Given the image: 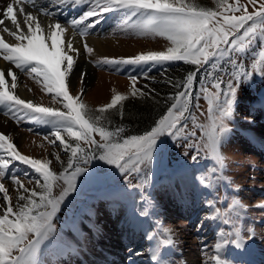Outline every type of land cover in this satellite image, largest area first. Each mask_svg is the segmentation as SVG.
Instances as JSON below:
<instances>
[{"label": "snow or ice", "instance_id": "snow-or-ice-1", "mask_svg": "<svg viewBox=\"0 0 264 264\" xmlns=\"http://www.w3.org/2000/svg\"><path fill=\"white\" fill-rule=\"evenodd\" d=\"M24 3H30L41 14L57 17L56 21L45 29L37 15L25 11ZM80 3L81 0H49V6H43L39 0H10L2 10L0 25H5L8 20L15 26L14 30L4 26L2 32L15 42H6L0 34V57L35 80L42 91L51 95L53 103L62 105L63 110L20 98L14 92L18 78L13 67L0 69V105L8 109L5 115L18 124L27 119L49 126L51 131L43 134V139L60 149L51 154L59 164V170H55L51 167L53 159L22 154L12 138L0 132V194L3 200L0 204V264H44L40 257L46 242L56 233L54 221L62 207L70 203L69 197L79 185L102 179L97 174L98 166L99 170L112 169L123 177L124 185L117 189V195L126 193L128 188L148 184L156 156L162 153L161 146L167 138L190 141L186 147L192 150L193 162L202 152L215 162L210 175L199 177V182L206 188L214 187L213 180L217 183L227 180L223 174L222 146L231 132L229 122L233 118L239 88L254 74L243 62L246 58L243 54L257 40L261 50L251 68L264 76V0H247L246 4L240 0L234 3L214 0L215 8L202 6L198 0H90L88 10L61 23V13L54 10L55 6ZM248 5L252 6V11ZM110 12L122 14L120 28L125 34L164 37L170 46L166 50L141 52L130 57H104L97 66L112 65L117 71L120 65L146 66L141 73L145 79L150 78L149 73L157 65L183 62L194 66L183 79L166 78L165 82L175 89L166 98L170 104L142 134L124 135L122 125L108 127L111 121L106 113L116 110L122 119V102L129 98L128 94L114 90L109 103L93 110L83 102V88L76 95L69 91L80 49L70 40L65 44L63 38L67 27L86 37ZM18 13L23 16L24 27ZM83 50L89 55L94 52L86 40ZM202 70L203 75L198 79ZM86 75L80 73L81 84ZM7 78L11 80V88ZM129 79L132 97L156 93L147 84L143 86L144 90L137 88L136 75H130ZM197 82L199 88L195 89ZM201 99L207 104L206 114L200 112L201 116L206 115L205 123L199 122L196 115L201 108ZM61 153L67 156L66 160L62 159ZM184 155L188 156L189 152L186 150ZM16 162L27 166L31 173L19 174L13 170ZM5 178L16 186L15 202L3 182ZM133 179L139 182L133 183ZM24 180L33 187H27ZM207 203L214 210L211 219H222L224 225L230 226L228 231L221 229L214 255L208 259L211 264H232L224 256L227 246L231 244L241 249L256 235L253 229H248L247 238L241 234L239 222L247 206L235 196L224 211L216 207L214 200ZM150 207L153 209L151 215H155V205ZM255 207L264 209V203ZM139 215L149 216L148 208L141 210ZM159 231V238L146 235L149 241H155L150 248L151 264H174L161 250L162 245L174 243L173 230L161 226ZM132 254L142 255L140 252Z\"/></svg>", "mask_w": 264, "mask_h": 264}, {"label": "rangeland", "instance_id": "rangeland-1", "mask_svg": "<svg viewBox=\"0 0 264 264\" xmlns=\"http://www.w3.org/2000/svg\"><path fill=\"white\" fill-rule=\"evenodd\" d=\"M4 1L3 7L10 2ZM198 2L202 6L215 8L214 0ZM234 2L235 0H229V3ZM240 3L246 4L247 0H240ZM39 4L49 6V0H39ZM22 6L26 12L37 15L45 29L57 19L55 16L39 13L30 3H24ZM3 7H0V18H3ZM89 7L90 0H81L78 5L57 4L54 10L61 13L59 20L64 23L67 18L78 17ZM248 8L252 11L251 5H248ZM18 16V19L23 20L22 15L18 13ZM121 16L120 12L105 14L102 22L86 37L74 33L70 26L64 34V41L66 37L71 41L73 37L80 38L76 46L80 49V55L76 58L74 72L70 77V94L76 95L83 88V102L93 110L109 103L114 90L132 97L130 75L138 77L137 88L144 90L143 86L146 83L141 75L146 66L120 65L117 71L116 66H97V62L104 57H130L141 52L166 50L170 46L164 37L125 34L120 28ZM4 26L12 28L10 21H5L1 28ZM8 39L6 38V42H11V39ZM99 39L113 42L115 52L111 54L96 50L93 42ZM85 40L94 49L91 55L83 50ZM260 50V41L257 40L252 48L243 54L246 57L243 62L254 74L251 80L242 83L239 88L233 118L229 122L231 132L222 146L225 158L223 174L227 180L218 183L213 180L212 188L202 185L199 177L210 175L215 162L210 157L206 158L203 152L200 158L193 162L192 150L186 147L190 141L183 139L177 141L165 139L161 146L162 153H158L154 161L153 175L148 184L128 188L124 194H116L117 189L124 185L123 177L112 169L99 170L98 166L97 174L102 179L81 183L77 191L69 197L70 203L63 206L58 213L54 221L56 233L49 242H46V248L40 257L44 264H151L150 248L155 241L151 243L146 235L154 234L159 238L161 226L173 230L174 243L170 246L162 245L161 250L167 253V258L174 264H211L208 257L214 255V245L219 233L221 229L228 231L230 226L224 225L222 219H211L214 210L207 202L214 200L216 207L224 211L233 196L247 206L245 212L241 213L242 220L239 222L241 234L247 238L248 229H253L256 235L253 239L247 240L241 249L228 245L224 256L232 261V264H264V209L255 207L264 203V76L251 68ZM0 61L2 70L13 67L6 65L8 62L2 57ZM181 63L183 62L157 65L152 68L149 77H162L161 75L167 73V69L180 66ZM13 70L17 74V85H24L37 98L40 105L63 110L62 105L53 103L51 95L42 91L35 80L14 67ZM81 72L87 73L83 84L79 79ZM202 75L203 70L198 74V79ZM7 79L8 87L11 88V80ZM224 79L227 81L228 77L225 76ZM198 88L197 82L195 89ZM174 91L175 89L167 92L165 98ZM200 103L201 108L196 111V115L199 122L205 123L206 115L201 116L200 112L206 114L207 104L203 99ZM169 104L170 102H166L164 106L159 107L154 116L152 114L153 122L145 130L153 126L154 121L166 112ZM7 111L8 109L0 105L2 122L0 132L9 135L22 154L54 161L51 154L60 149L54 148L43 139V134L50 133V127L27 119L18 124L11 116L5 115ZM144 131L132 133L127 130L124 135L142 134ZM186 150L189 152L188 156L184 155ZM61 156L62 159H67L65 154L61 153ZM51 167L59 170V164L55 161ZM13 170L19 174L31 173L27 166L19 162H16ZM3 182L15 202L16 186L7 178ZM138 182L137 179H133V183ZM24 183L29 188L33 187L27 180H24ZM2 203L0 194V204ZM150 205H155V215H151L153 209ZM146 207L150 215L140 216V211ZM134 252H140L142 255L135 256L132 254Z\"/></svg>", "mask_w": 264, "mask_h": 264}, {"label": "trees", "instance_id": "trees-1", "mask_svg": "<svg viewBox=\"0 0 264 264\" xmlns=\"http://www.w3.org/2000/svg\"><path fill=\"white\" fill-rule=\"evenodd\" d=\"M193 69L194 66L181 63L180 66L169 68V70L167 69V73L161 75L162 77L155 78L154 76H150L149 79H145V84L149 85L150 88H154L159 95L157 96L156 93H152L150 96L137 95L135 97H129L122 102L124 105L122 119L116 110H110L106 113L108 119L111 121L108 127L111 129L117 125H122L125 128V132L127 130L132 133L144 131L152 124L153 116L159 110V107L166 104V93L173 90L165 82L166 78L173 80L181 79L188 71ZM151 77H154V79H151Z\"/></svg>", "mask_w": 264, "mask_h": 264}, {"label": "bare ground", "instance_id": "bare-ground-1", "mask_svg": "<svg viewBox=\"0 0 264 264\" xmlns=\"http://www.w3.org/2000/svg\"><path fill=\"white\" fill-rule=\"evenodd\" d=\"M4 3H5L4 0H0V7H3ZM18 17H19V16H18ZM19 20H20V22H21V25H23V20H22L21 18H19ZM6 21H8V20H6ZM44 22H45V21H44ZM46 22H47V20H46ZM46 24H47V23H46ZM11 27L14 28L15 26L11 24ZM46 28H47V27H46ZM2 29H3V28H1V25H0V34L2 33ZM4 35L7 36V34H4ZM70 37H71V36H70ZM6 38H9L8 40L11 39L9 36H7ZM6 38H5V39H6ZM79 39H80V38H75V37H73V39H72V41H71L70 39H68V38L66 37L65 44L67 43V41L70 40V41L72 42L73 46L76 48L77 44L79 43ZM10 41H11L10 43H14L15 40L11 39ZM104 42H106V40H101V39H99L98 41H94L93 44H94L96 50H101V51H103V52H105V53H111V54H113V53L115 52V51H114L113 42H110V41H109V42H106V43H104ZM100 47H101V48H100ZM0 62H1V61H0ZM1 63H2V62H1ZM5 64H6V63H5ZM8 64H9V63H7L6 65H8ZM3 65H4V62H3ZM6 65H5V66H6ZM9 66H10V64H9ZM8 68H10V67H8ZM15 92L17 93V95L20 96V98L25 99V100H32L34 103L39 104V101L37 100V98H36L34 95H32V94H31V93L25 88L24 85H22V84H18L17 87L15 88ZM1 121H2V120H1ZM0 123H2V122H0ZM2 125H3V124H2Z\"/></svg>", "mask_w": 264, "mask_h": 264}]
</instances>
